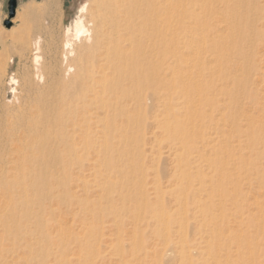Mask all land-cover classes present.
<instances>
[{
	"label": "bare ground",
	"instance_id": "1",
	"mask_svg": "<svg viewBox=\"0 0 264 264\" xmlns=\"http://www.w3.org/2000/svg\"><path fill=\"white\" fill-rule=\"evenodd\" d=\"M83 1L25 10L0 264H264V0Z\"/></svg>",
	"mask_w": 264,
	"mask_h": 264
},
{
	"label": "rangeland",
	"instance_id": "2",
	"mask_svg": "<svg viewBox=\"0 0 264 264\" xmlns=\"http://www.w3.org/2000/svg\"><path fill=\"white\" fill-rule=\"evenodd\" d=\"M9 2L10 0H0V107L1 105L3 106V104L5 105L7 101L8 103L13 101L12 99L14 98V94L10 91L12 88L16 87L18 95L20 94L19 90L23 83L24 75L26 73L25 71L32 67L29 66L32 65V61L29 59L31 56L29 51L26 50L27 47L23 45V43L28 42L29 40L33 41L34 38L40 36V30L43 26V28H45V26H49V24H47V17L36 16L28 18L25 15V10L29 6L40 7L43 0H17L18 4L15 17L13 19H10L9 17ZM83 2V0H62L61 23H59L57 28L61 27V29L64 30L65 28L72 26L79 14L78 12H80V7ZM8 22H11L10 27L7 26ZM37 33L40 34L37 35ZM28 35H30V38H33L28 39ZM4 71L5 75H3ZM11 77L16 78V80L18 79L17 81L20 82L18 83L19 85L16 86L13 84L11 82Z\"/></svg>",
	"mask_w": 264,
	"mask_h": 264
},
{
	"label": "water",
	"instance_id": "3",
	"mask_svg": "<svg viewBox=\"0 0 264 264\" xmlns=\"http://www.w3.org/2000/svg\"><path fill=\"white\" fill-rule=\"evenodd\" d=\"M17 0H10L9 2V17L13 19L15 17L16 8H17ZM11 22H8V27H10Z\"/></svg>",
	"mask_w": 264,
	"mask_h": 264
}]
</instances>
